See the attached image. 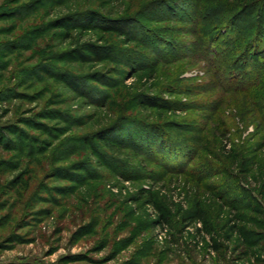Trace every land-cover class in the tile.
<instances>
[{
    "label": "rangeland",
    "instance_id": "374dc122",
    "mask_svg": "<svg viewBox=\"0 0 264 264\" xmlns=\"http://www.w3.org/2000/svg\"><path fill=\"white\" fill-rule=\"evenodd\" d=\"M261 1L0 0V264H264Z\"/></svg>",
    "mask_w": 264,
    "mask_h": 264
},
{
    "label": "trees",
    "instance_id": "16d2710c",
    "mask_svg": "<svg viewBox=\"0 0 264 264\" xmlns=\"http://www.w3.org/2000/svg\"><path fill=\"white\" fill-rule=\"evenodd\" d=\"M261 2L250 3L249 5H247L246 8H244V10L240 14L236 16V18L241 19V25H237L236 29H235V26L232 28V30L234 31L233 35L230 36L228 35V33L226 34L227 36H230V37L225 39V41L222 43V45L224 44L225 48L229 49L230 47L235 46V42L238 41V38L239 39L241 38V32H243L242 36H244L245 33L247 32L253 33L252 32L253 29H258V32L264 31V28H263L264 26V0ZM243 20L246 22V24L243 23ZM226 31H229V28ZM262 44H264L263 41L257 42L256 36H255L254 41L250 43L251 46H254V49L256 45L257 47H260L262 46ZM250 48L251 47L246 49L245 54L248 55L250 53ZM250 59H251V62H249V64H250L251 70H248L249 72L247 71L245 73L246 77H244L245 80H243L242 82H245L246 79L249 80L250 78L255 79L256 81V78L260 76L262 69L264 68V54L258 59H255V58L254 59L250 58ZM1 131L2 130L0 129V133ZM107 144L111 147L113 146V144L110 142Z\"/></svg>",
    "mask_w": 264,
    "mask_h": 264
}]
</instances>
